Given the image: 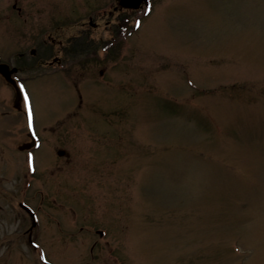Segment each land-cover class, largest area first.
Returning <instances> with one entry per match:
<instances>
[{"label":"rangeland","instance_id":"374dc122","mask_svg":"<svg viewBox=\"0 0 264 264\" xmlns=\"http://www.w3.org/2000/svg\"><path fill=\"white\" fill-rule=\"evenodd\" d=\"M111 1L0 0L1 61L19 66L42 139L29 178L0 78V264H264V0H150L103 51ZM88 15L95 58L29 67L41 34L61 24L69 41ZM39 191L55 219L33 252L13 202Z\"/></svg>","mask_w":264,"mask_h":264},{"label":"flooded vegetation","instance_id":"af4514ba","mask_svg":"<svg viewBox=\"0 0 264 264\" xmlns=\"http://www.w3.org/2000/svg\"><path fill=\"white\" fill-rule=\"evenodd\" d=\"M11 9H12V12L15 11L17 14L21 12V9L16 5V3H13L11 5ZM131 12H132L131 10L121 8L117 0H112L109 3L106 11H101V13L98 12L96 15L99 16L97 18L105 22V24L110 23V20L113 19L114 22H113V32L112 33L115 34L118 29V26L124 23L123 19L129 17ZM78 26L81 28L80 32L74 37H69V41H67L68 39L66 40L62 38V25L61 24L55 26V28H53L52 30L49 29L45 31L43 34H41L40 37L37 40H35V43L32 45L31 49L29 50V57H28L29 59L27 58V63L29 67L39 70V67H45V68L48 67V69H52L54 68V65H56L60 67V72H62L66 70L67 66H69L74 61H75L74 62L75 64L78 63L81 60L82 56L86 58L87 55L90 53L84 54L83 50L88 48L90 44L89 41H91L90 39L86 38V35L90 32L88 27H90L91 29H95L97 24L94 23L93 16L88 15L86 22L83 21ZM83 37H85L86 39ZM84 44H85V47H84ZM96 55L97 53H94V56ZM68 56L72 59L67 61L66 58ZM16 57L18 58H15V60H19V59L21 60V59H24L26 55L23 52H18L16 53ZM0 62L2 63L1 57H0ZM7 65L9 66V68L16 69V73H14L12 77L15 81L19 80V77L17 75L19 66L16 63H14V65L12 66H10L9 64ZM46 71H52V70H46ZM0 78H2L1 75H0ZM12 108L14 111H17L21 114V117L23 120H26L27 113L24 108L23 101L21 99H15ZM31 112L33 115L32 105H31ZM0 116H3V117L8 116V112L0 109ZM24 126H25V130H23L22 135L25 136L24 137L25 139L21 141L20 145H18V149H20L21 151L22 150L30 151L31 146H32L31 136L29 133V129L26 128V122L24 123ZM0 127H1V124H0ZM7 130H8V127L6 131ZM34 134L36 135V137L38 136L37 138L42 140L41 136H39V134L36 131ZM2 140L3 139L1 137L0 141ZM58 150H62V149H58ZM58 150L56 151L57 156H58V153H57ZM66 155L67 153H65L64 157H66ZM58 157H62V156H58ZM1 165H2V150L0 148V167ZM29 185L31 186L30 182L28 181L27 188L29 187ZM42 192L43 191H39V193H42ZM47 198L48 196L46 197L45 195H40L39 200L36 199L35 197L33 198V200L36 199V202H33L31 197L29 198L28 196L21 195L18 198L19 200H14L13 202L16 204L18 208L17 210L20 211L19 213L23 219V224L19 227V231L21 234H23V236H26V243L32 251L34 250L29 244V241L32 239V235L34 231L43 232L44 222H51V221H54L55 219L48 212L47 204L49 203V200L47 201ZM3 199L4 198L0 196V212L2 209ZM20 203H23L24 205H26L27 207L33 210V213L35 214V218H36L35 221L32 219V215L29 214L28 211H26L25 209L19 206ZM57 224H58L59 232L64 233L65 232L64 227H62L63 221L61 223L59 220V222L57 221Z\"/></svg>","mask_w":264,"mask_h":264},{"label":"water","instance_id":"95a60500","mask_svg":"<svg viewBox=\"0 0 264 264\" xmlns=\"http://www.w3.org/2000/svg\"><path fill=\"white\" fill-rule=\"evenodd\" d=\"M121 6L126 8H137L141 3V0H119ZM14 69H9L7 65L0 63V74L4 77V79L9 82L11 85H14V82L11 80V74L14 73ZM18 98V96L16 97ZM58 155H64V151L59 150Z\"/></svg>","mask_w":264,"mask_h":264}]
</instances>
